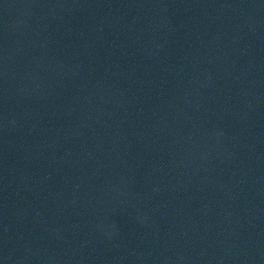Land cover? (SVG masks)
<instances>
[{
  "label": "water",
  "instance_id": "obj_1",
  "mask_svg": "<svg viewBox=\"0 0 264 264\" xmlns=\"http://www.w3.org/2000/svg\"><path fill=\"white\" fill-rule=\"evenodd\" d=\"M0 264H264V0H0Z\"/></svg>",
  "mask_w": 264,
  "mask_h": 264
}]
</instances>
